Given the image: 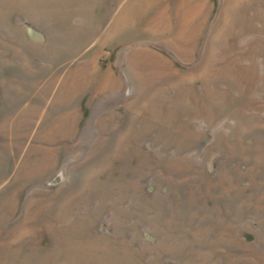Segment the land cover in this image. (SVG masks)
<instances>
[{
  "label": "rangeland",
  "instance_id": "374dc122",
  "mask_svg": "<svg viewBox=\"0 0 264 264\" xmlns=\"http://www.w3.org/2000/svg\"><path fill=\"white\" fill-rule=\"evenodd\" d=\"M0 264H264V0H0Z\"/></svg>",
  "mask_w": 264,
  "mask_h": 264
}]
</instances>
